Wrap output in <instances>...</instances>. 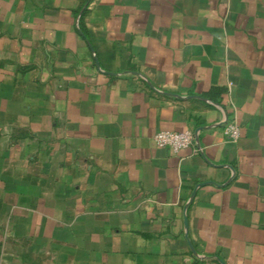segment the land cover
<instances>
[{
    "label": "crops",
    "instance_id": "crops-1",
    "mask_svg": "<svg viewBox=\"0 0 264 264\" xmlns=\"http://www.w3.org/2000/svg\"><path fill=\"white\" fill-rule=\"evenodd\" d=\"M0 264H264V0H0Z\"/></svg>",
    "mask_w": 264,
    "mask_h": 264
},
{
    "label": "built area",
    "instance_id": "built-area-1",
    "mask_svg": "<svg viewBox=\"0 0 264 264\" xmlns=\"http://www.w3.org/2000/svg\"><path fill=\"white\" fill-rule=\"evenodd\" d=\"M225 136L232 141H236L239 136V128L235 122H230L225 125ZM193 133L191 131L171 132L160 131L153 135V142L161 148H169L174 152H178L189 148L193 144Z\"/></svg>",
    "mask_w": 264,
    "mask_h": 264
},
{
    "label": "water",
    "instance_id": "water-1",
    "mask_svg": "<svg viewBox=\"0 0 264 264\" xmlns=\"http://www.w3.org/2000/svg\"><path fill=\"white\" fill-rule=\"evenodd\" d=\"M79 17H80V16H78V18H77V20H76V23H77V24H78V21H79ZM88 46H89V48H90V50H91V52H92V55L94 56V52L92 51V49H91V47H90L89 44H88ZM94 59H95V56H94ZM95 62H96V59H95ZM96 64H97V63H96ZM97 68H98L99 71H101L100 68H99L98 66H97ZM124 74H127V72H126V73H121V74H118V75H119V76H122V75H124ZM139 77L142 78L143 80H145V78H143L142 76L139 75ZM145 81H146V80H145ZM146 83L148 84L147 81H146ZM150 87H151V86H150ZM151 88H152L153 90H155V88H153V87H151ZM155 91H156V92H159L158 90H155ZM159 93H162V92H159ZM174 97L181 98V99H185V98H186V97L175 96V95H174ZM196 98L199 99V100H202L203 102L207 103L208 105L214 107L215 109H217V110H218L219 112H221V114H222V118H223L222 121H221V122H218L217 124H214V125L210 126L209 128H217V127H221V126H224V125L227 124L228 117H227L226 112L224 111V109H223L221 106H219L218 104H215V103H213V102H211V101H209V100L203 99V98H199V97H196ZM202 129H203V128H198V129H196V130L194 131V134H193L194 142H195V144H196L198 147H199V132H200ZM216 167H227V166H216ZM228 169L231 171V177H230V179L226 182V184H228V183L230 182L231 178L233 177L232 169L229 168V167H228ZM226 184H224V185H217V184H215V183H213V182H207V183L197 184V185L195 186V188L193 189V191H192L190 197L188 198V200H187L186 203L184 204V207H183V224H184V225H183V235H184V238H185V240H186L187 246H188V248H189L191 254H192L194 257H196V258H199L200 256H199V255L196 253V251L194 250V248H193V246H192V244H191V242H190V240H189V237H188V230H187V214H186V212H187V208H188L189 205L191 204V202H192V200H193V198H194V196H195L196 191H197L201 186H204V185H212V186H216V187H223V186H225Z\"/></svg>",
    "mask_w": 264,
    "mask_h": 264
}]
</instances>
